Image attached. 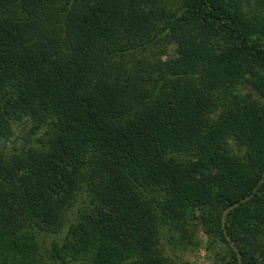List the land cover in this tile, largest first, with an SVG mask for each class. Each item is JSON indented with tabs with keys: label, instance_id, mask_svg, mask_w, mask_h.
I'll return each mask as SVG.
<instances>
[{
	"label": "trees",
	"instance_id": "obj_1",
	"mask_svg": "<svg viewBox=\"0 0 264 264\" xmlns=\"http://www.w3.org/2000/svg\"><path fill=\"white\" fill-rule=\"evenodd\" d=\"M263 172L264 0H0V264H264Z\"/></svg>",
	"mask_w": 264,
	"mask_h": 264
},
{
	"label": "rangeland",
	"instance_id": "obj_2",
	"mask_svg": "<svg viewBox=\"0 0 264 264\" xmlns=\"http://www.w3.org/2000/svg\"><path fill=\"white\" fill-rule=\"evenodd\" d=\"M171 47H169L170 51ZM166 56H162V59H165ZM29 124L26 125H20L16 127L15 134L17 136H20L21 139L18 141L21 143L25 139L29 138ZM231 145V143H230ZM200 239L203 241V236L199 235ZM180 256L183 260H185L188 264H212V254L209 252H206L204 250L202 242L199 244L198 247H188L180 252Z\"/></svg>",
	"mask_w": 264,
	"mask_h": 264
},
{
	"label": "water",
	"instance_id": "obj_3",
	"mask_svg": "<svg viewBox=\"0 0 264 264\" xmlns=\"http://www.w3.org/2000/svg\"><path fill=\"white\" fill-rule=\"evenodd\" d=\"M264 176V172L262 173V177ZM260 181V180H259ZM255 188L256 186H254L251 190V192L247 195H245L244 197H241L238 201H234L232 203H230L229 205H227L225 208L222 209L221 211V215H220V221H221V227H222V233H223V236L225 238V240L227 241V243L230 245V247L232 249L235 250V247L234 245L232 244L230 238L228 237L225 229H224V226H223V219H224V216L225 214L233 207L237 206L239 203H242L244 201H246L248 198H250L252 196V194L254 193L255 191ZM237 261L239 262V258H238V254H237Z\"/></svg>",
	"mask_w": 264,
	"mask_h": 264
}]
</instances>
